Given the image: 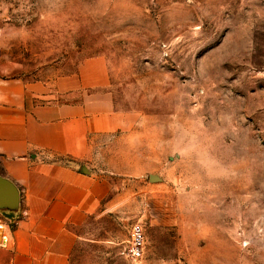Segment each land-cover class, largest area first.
<instances>
[{"label":"rangeland","instance_id":"obj_1","mask_svg":"<svg viewBox=\"0 0 264 264\" xmlns=\"http://www.w3.org/2000/svg\"><path fill=\"white\" fill-rule=\"evenodd\" d=\"M96 56L124 121L85 164L111 190L72 264H264V0H0V75Z\"/></svg>","mask_w":264,"mask_h":264},{"label":"crops","instance_id":"obj_2","mask_svg":"<svg viewBox=\"0 0 264 264\" xmlns=\"http://www.w3.org/2000/svg\"><path fill=\"white\" fill-rule=\"evenodd\" d=\"M110 84L104 56L52 80L0 75V175L21 195L13 216L0 209V264H72L76 228L111 190L85 166L124 121Z\"/></svg>","mask_w":264,"mask_h":264},{"label":"water","instance_id":"obj_3","mask_svg":"<svg viewBox=\"0 0 264 264\" xmlns=\"http://www.w3.org/2000/svg\"><path fill=\"white\" fill-rule=\"evenodd\" d=\"M20 198L18 187L12 181L0 175V209L11 212L17 211L20 206Z\"/></svg>","mask_w":264,"mask_h":264},{"label":"built area","instance_id":"obj_4","mask_svg":"<svg viewBox=\"0 0 264 264\" xmlns=\"http://www.w3.org/2000/svg\"><path fill=\"white\" fill-rule=\"evenodd\" d=\"M145 240L143 227L140 224H135L132 228L130 247L128 255L132 259H138L144 254Z\"/></svg>","mask_w":264,"mask_h":264},{"label":"trees","instance_id":"obj_5","mask_svg":"<svg viewBox=\"0 0 264 264\" xmlns=\"http://www.w3.org/2000/svg\"><path fill=\"white\" fill-rule=\"evenodd\" d=\"M13 214H14L13 212H8V215H9V216H13ZM12 225H13V224H12Z\"/></svg>","mask_w":264,"mask_h":264}]
</instances>
